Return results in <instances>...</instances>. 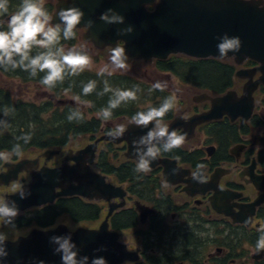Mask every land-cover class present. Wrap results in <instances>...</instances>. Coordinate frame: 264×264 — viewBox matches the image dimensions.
<instances>
[{"label":"flooded vegetation","instance_id":"1","mask_svg":"<svg viewBox=\"0 0 264 264\" xmlns=\"http://www.w3.org/2000/svg\"><path fill=\"white\" fill-rule=\"evenodd\" d=\"M21 2L22 0H9L8 13L0 16V20H5L4 23L0 22V28L2 26L7 28V20L19 9ZM50 5L53 6L54 12L55 4H46L45 9L47 10ZM149 9L153 10V8ZM74 30L77 31L74 45L80 40L84 42L83 35L87 30ZM120 43L123 44V42ZM86 44L92 45V43ZM93 50L97 49L92 45L90 52ZM105 50L111 57V49L106 48ZM177 61L188 64L214 62L228 65L233 70L231 86L223 92L195 88L183 84L180 78L171 71L164 72L159 69L158 64L160 63L170 65ZM141 63L154 66L153 75L155 78L148 81L141 78L133 79L135 77L125 72L108 76L134 82L141 87L149 85L155 95V100L145 107L140 103L138 110H143L146 107L158 108L165 98L173 95L177 97L176 103H180V106L177 108V104H175V107L164 116L161 122L166 124L171 132L170 127L177 121L180 125L175 131L181 135L186 133L185 141L181 147L170 152L161 150L158 156L160 159L168 160L170 165L172 162H176V165L172 166L177 171L173 174V169L168 170L165 164L157 163L147 173L137 172L135 169L138 160L127 157V142L123 141L117 144L112 141H102L98 145L96 160L92 168L107 176V182L113 186L121 187L124 196L115 198L111 202L88 201L84 198L72 197L101 209L97 221L84 223L93 225L89 229L97 228L100 223L105 221L111 207L116 206L112 216L108 219L110 229L118 232L121 242L126 244L129 252H137L139 256L136 262L126 261L124 264H264V250L257 251L256 249L257 241L261 235V226H264V85L257 86L251 95V102H248L247 98L246 102H243V97L248 95L245 92L246 84L249 81L258 83L263 75L259 69L262 66L261 63L248 59L242 65H238L234 58L227 60L194 59L185 55H172L164 60L154 59L153 63ZM242 70L251 71V79L238 77L237 73ZM84 71L97 74L88 70ZM0 74L20 82V85L33 86L35 91L40 93L39 102L13 100L9 91L0 88V91L8 93L14 103H35L37 106L52 105L56 108L74 105L79 109L88 106L89 113H92L89 104L77 101L73 96L64 98V93L57 90L51 91L39 83L23 82L18 78L7 76L1 71ZM157 78L163 79L160 81L162 83L166 82L167 87L164 91L153 89V85L158 81ZM173 78L177 79L179 84L174 83ZM230 92H234L235 97L229 103L228 111L233 112L234 117L224 113L221 118L199 124L193 130L191 125L186 129L182 126V122H187L192 117L212 109V102L207 98H222ZM182 94H185L184 97ZM60 101H65L66 104H60ZM93 114L95 116L92 117H100L98 113ZM155 123L153 121V128ZM132 124H134L132 117L127 115L112 117L109 120L103 119L99 132L77 139L72 138L71 141L86 139L90 145L102 136H109L108 133L118 125H124L127 131ZM69 144L66 147L37 151V154L30 156L23 153L16 158L8 151H0L9 157L7 160H0V175L8 171V168L5 167L7 163L16 164L25 159H39L37 168L34 169L33 165L30 166L34 172L44 166L61 167L68 150L71 149ZM64 148H67L66 154L59 156ZM46 150L60 151V153L53 159L47 160V157L44 156ZM58 156L59 159L55 166L48 164ZM199 165L203 167L198 169ZM104 166L121 170L125 176L121 178L115 173L106 172ZM198 171L206 178L204 183L193 179V173ZM7 179L8 177L2 180ZM32 179V173L24 171L18 175L16 181L8 184L0 183V201H6L8 195L21 191L23 186L30 183ZM9 188L11 191L8 190ZM72 198H60L54 204L40 208L33 207L19 214L13 221L31 218L40 210L54 207L61 200ZM257 201L260 203L256 206L255 213L252 214L250 213L251 205ZM29 212L32 214H28ZM225 212H229L230 215ZM63 216L67 215L61 217ZM119 216L122 217L124 226L122 229H114L113 223ZM61 217L57 219L54 226L49 228H41L32 224L30 227L17 229L12 224L6 225L14 230L51 229L61 225L59 224ZM1 221L4 222L2 218H0ZM1 223L0 228L5 227ZM14 237L16 236L11 238Z\"/></svg>","mask_w":264,"mask_h":264},{"label":"water","instance_id":"2","mask_svg":"<svg viewBox=\"0 0 264 264\" xmlns=\"http://www.w3.org/2000/svg\"><path fill=\"white\" fill-rule=\"evenodd\" d=\"M258 3L264 1L253 0L251 3H245L244 0H57L51 23L60 24L58 13L61 9L80 8L84 17L75 29L87 30L83 35L84 42L92 43L99 51L110 48V54L113 48L123 47L128 56L127 65L139 61L153 63L154 59L164 60L172 55H185L194 59L234 58L238 65L248 59L258 61L262 65L259 69L263 75L258 83L249 81L246 84L249 91L246 98L251 102V95L257 86L264 85V9H260ZM109 8L124 17L123 24H107L100 19L101 14ZM89 20L93 21L91 28L87 26ZM129 26H132L134 31L121 35L120 30ZM225 34L230 37L238 36L242 46L238 52H229L227 56L221 57L217 49L220 42L218 38ZM250 72L242 70L237 76L251 79ZM234 97L235 93L230 92L222 98H207L212 102V109L191 118L194 119L190 124L192 130L199 124L221 118L224 113L234 117L233 112L228 111L229 103ZM60 104L66 102L60 101ZM179 125L176 121L170 128L173 131ZM153 126V122L147 128L132 124L119 139L102 136L79 151L70 149L62 166L58 168L44 166L34 172L30 166L37 168L39 159H25L16 164L7 163L5 167L8 171L0 175V183L16 181L18 175L24 171L31 172L33 179L21 189L30 191V196L20 199L19 191L8 195L6 202L11 205L15 201L21 214L33 207L54 204L60 198L80 197L88 201L105 202L122 198V188L113 186L107 182V176L92 168L98 145L102 141L117 144L125 141L128 144L127 157L138 160L133 141L146 135ZM59 153L60 151L46 150L44 156L51 160ZM157 163L165 164L168 170L175 169L176 165V162L170 165L168 160L157 157L151 162L150 168L155 167ZM7 177V180H2ZM259 203L257 201L251 205L250 213H255ZM115 207H111L105 221L97 229L79 228L73 231L61 224L51 229H33L27 236L7 239L9 255L0 261V264H34L39 260H44L45 264H61V256L54 252L56 245L50 243V237L63 235L71 236L79 249V255L90 258L89 264L93 257H104L107 264L136 262L139 259L138 253L129 252L126 244L121 242L118 232L110 229L108 219ZM225 213L230 215L229 212ZM101 248L106 251H96Z\"/></svg>","mask_w":264,"mask_h":264},{"label":"clouds","instance_id":"3","mask_svg":"<svg viewBox=\"0 0 264 264\" xmlns=\"http://www.w3.org/2000/svg\"><path fill=\"white\" fill-rule=\"evenodd\" d=\"M245 3H251L253 0H244ZM9 0H0V16L8 13ZM260 9H264V3H258ZM60 24L53 25L51 17L44 7L43 0H22L19 9L7 20V30H0V68L5 71L17 68L26 71L31 77L37 76L43 72L45 75L40 83L47 88H54L57 83H62L67 76H76L85 69L90 68L92 64L91 57L84 51L75 47L65 49L61 46V32L64 40H70L75 37L74 29L81 23L84 12L77 7L61 9L58 13ZM100 19L107 24H123L124 17L114 9L109 8L101 14ZM62 25V27H61ZM93 21L89 20L87 26L91 28ZM134 31L132 26L120 30L121 35L130 34ZM217 49L221 57L227 56L229 52H238L242 42L238 36H228L227 34L219 37ZM41 49L36 55H32L33 49ZM128 56L123 47L117 46L112 49L111 64L113 69H126ZM112 75L107 65L102 67L98 75ZM167 87L166 82L157 81L153 89L164 91ZM96 88L95 81H89L82 88L84 95L92 93ZM113 92L108 106L100 110L99 116L104 120L112 117V110L118 108L121 103L134 101L137 99V87L135 90L111 89L107 82L103 89L104 93ZM103 94V93H101ZM79 101V97H75ZM177 97L175 95L165 98L163 103L157 107H150L147 111L137 112L132 117V122L142 128H147L150 123L155 121V127L149 130L146 135L133 141L138 163L135 171L147 173L150 164L160 154L161 150L170 152L179 148L185 141L184 135L178 134L175 130L169 131L168 126L161 121L164 116L175 107ZM7 114V113H5ZM82 120L83 116L79 110L73 111L68 120ZM124 125H118L108 135L113 139H119L125 133ZM19 139L28 143L31 139L30 134H26ZM13 152L19 156L21 146L16 144ZM9 157L5 153H0V160H7ZM202 165L198 166L202 168ZM173 174L177 169H173ZM193 179L199 183L205 182V177L198 171L193 173ZM31 195L30 191L25 189L19 192L20 199H26ZM19 208L13 201L9 205L6 201H0V218L6 224H11L15 217L19 215ZM261 235L257 241V251L264 250V226L260 229ZM7 238L0 233V261L5 260L9 252L6 247ZM50 243L56 245L54 252L60 254L61 264H89L88 256H80L77 245L72 241L70 235L52 236ZM96 251H106L101 248ZM34 264H45L44 260L35 261ZM91 264H107L104 257L91 258Z\"/></svg>","mask_w":264,"mask_h":264},{"label":"trees","instance_id":"4","mask_svg":"<svg viewBox=\"0 0 264 264\" xmlns=\"http://www.w3.org/2000/svg\"><path fill=\"white\" fill-rule=\"evenodd\" d=\"M49 16L53 12V6L50 5L47 9ZM7 29L1 27L0 30ZM75 31V30H74ZM77 39V31L75 37L70 40H64L61 32V46L72 47ZM41 49L34 48L32 55H36ZM162 71H171L180 81L185 85L195 88L208 89L214 92H223L226 88L231 86L233 70L228 65H222L214 62H207L203 64H188L186 62L177 61L170 65L158 64ZM0 71L5 75L18 78L23 82L40 83V80L45 73L40 72L35 77H31L28 72L19 68L15 70L9 69L5 71L0 68ZM89 81L96 82L95 90L84 95L82 88ZM105 82L113 89L120 90H135L137 87V99L121 103V105L112 110V117L127 115L133 117L137 112H140V103L143 107L148 106L149 103L154 102L155 95L149 88V85L142 87L134 82L124 81L116 77H109L108 75L90 74L88 72H81L76 76H67L62 83H57L54 88H47L51 91H59L66 95L79 97V100L84 104L91 106L92 113H100V110L108 106L113 92L104 93ZM103 93V94H101ZM150 108V107H148ZM148 108L141 111H147ZM75 110L82 113L83 119L72 121L68 120V116ZM7 113V114H5ZM111 117V118H112ZM103 118L100 116L89 118L84 112L83 108L79 109L77 106H68L65 108H56L52 105H36L35 103L13 102L8 93L0 91V151H8L14 155L13 148L16 144L21 146V154L30 151H40L47 148L66 147L72 138L77 139L87 135H94L100 131ZM30 134L31 139L28 143H24L20 137ZM20 154V155H21ZM106 172L115 173L121 178L125 176L124 172L115 168H108L104 166ZM101 209L92 205H88L81 199L72 198L64 199L56 204L54 207H48L45 210L36 212L31 218H21L13 221L11 224L14 228L20 229L30 227L36 224L41 228H49L57 223V219L62 215H67L75 224L84 222H95L99 219ZM122 217L116 218L113 223L114 229H122Z\"/></svg>","mask_w":264,"mask_h":264},{"label":"rangeland","instance_id":"5","mask_svg":"<svg viewBox=\"0 0 264 264\" xmlns=\"http://www.w3.org/2000/svg\"><path fill=\"white\" fill-rule=\"evenodd\" d=\"M56 1L57 0H43V4H44V6L46 4H53L54 5V4H56ZM0 22L4 23L5 20H0ZM3 30H7V29L3 28ZM73 47L77 48L78 50H82V51L86 52L91 57L92 64H91L90 68H87L85 70H88L91 72H96L98 74L99 70L102 67H104L105 65H107L109 68V71H112V74H119V73L125 72V73H128L130 76L135 77L133 79H138V78L140 79L141 78L142 80H145V81L152 80L153 77L155 78V76L153 75L154 74L153 73L154 72V66L153 65H145L141 62H136V63H133V64L127 66L126 69H113V65L111 64V57L109 56L107 50L102 51V52H99L97 50H93L90 52V48H92V45L86 44L82 40L78 41V43L76 45H74ZM65 49H67V48L65 47ZM105 74H107V73H105ZM135 74L137 77L135 76ZM157 80L163 81V79H160V78H157ZM173 81H174V83L179 84L177 79L173 78ZM0 88H4L5 90L9 91L13 97V100L22 99V100L39 102L40 98H41V97L40 98L38 97L40 95V93H37V91H35V87H33V86L32 87H26V85H20V82L14 81L13 79L5 77L1 74H0ZM193 93H195V92H193ZM184 95L185 94H182L183 97H184ZM64 98H70V95L65 94ZM179 106H180V103L177 104V108ZM83 110L87 114V116H89V117L95 116L93 113H89V107L88 106H83ZM89 143L90 142L86 139L85 140L81 139L80 141L74 140V141L70 142L69 147L72 150H78L80 148L85 147ZM66 152H67V148L62 149V153L59 156L65 155ZM37 153H38L37 151H34V152L30 151V153L27 152L26 155L30 156V155H35ZM59 156L56 157L54 161H52L48 164L51 166H55V164L57 163V161L59 159ZM8 190L11 191V188H9ZM32 212H29L28 214H32ZM59 220H60L59 224L66 223L65 225L70 230H73V231L77 230L79 228L89 229V228L93 227V225L89 224V223L76 225L67 216H63ZM1 225L2 226L4 225L5 227L0 228V233H3L7 239H14V238H17L18 236H27L30 233V231L27 229L14 230L11 227H9L8 225H6L5 222H2ZM93 229H95V228H93ZM12 236H16V237L11 238Z\"/></svg>","mask_w":264,"mask_h":264},{"label":"bare ground","instance_id":"6","mask_svg":"<svg viewBox=\"0 0 264 264\" xmlns=\"http://www.w3.org/2000/svg\"><path fill=\"white\" fill-rule=\"evenodd\" d=\"M250 83H251V82H250ZM251 84H252V83H251ZM245 92H246V94L249 92L248 89H247V87L245 88ZM243 102H244V103L246 102V97H245V96L243 97ZM193 121H194V119H192V120L190 119V120H188L187 122H182L183 125H182V124H181V125L184 126V128L186 129V127L189 126ZM185 129H184V130H185ZM136 135L138 136L139 133H136ZM112 140H113V139H112ZM103 222H104V221H103ZM103 222H102V223H103ZM102 223H100V225H99L97 228H99V227L102 225ZM97 228H96V229H97Z\"/></svg>","mask_w":264,"mask_h":264}]
</instances>
